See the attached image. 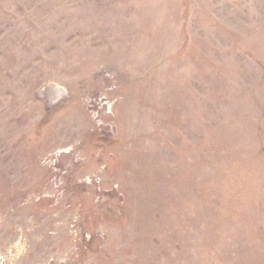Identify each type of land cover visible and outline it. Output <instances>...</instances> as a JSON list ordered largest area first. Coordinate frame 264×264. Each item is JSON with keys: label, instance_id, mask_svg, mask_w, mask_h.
Returning <instances> with one entry per match:
<instances>
[{"label": "rangeland", "instance_id": "rangeland-1", "mask_svg": "<svg viewBox=\"0 0 264 264\" xmlns=\"http://www.w3.org/2000/svg\"><path fill=\"white\" fill-rule=\"evenodd\" d=\"M0 264H264V0H0Z\"/></svg>", "mask_w": 264, "mask_h": 264}]
</instances>
